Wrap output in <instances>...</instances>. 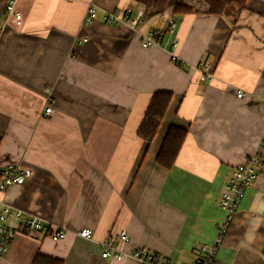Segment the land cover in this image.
<instances>
[{
    "label": "crops",
    "instance_id": "0c3cea01",
    "mask_svg": "<svg viewBox=\"0 0 264 264\" xmlns=\"http://www.w3.org/2000/svg\"><path fill=\"white\" fill-rule=\"evenodd\" d=\"M7 2L0 0V170L20 161L33 174L0 191V200L66 233L54 240L20 228L0 264H33L36 254L62 264H139L100 256L99 242L122 229L125 251L188 264L215 237L221 192L248 156L258 157L259 172L213 264H264V0L232 3L219 15L205 0H168L135 28L102 18L140 10L135 0H14L19 27ZM88 4L97 16L83 24ZM176 5L191 10L174 14ZM170 20L184 67L169 46L140 44ZM200 62L210 66L209 81L199 80ZM158 90L172 97L146 145L137 131ZM48 95L53 112L41 117ZM171 125L187 134L164 168L155 157ZM83 228L92 230L89 239L77 234Z\"/></svg>",
    "mask_w": 264,
    "mask_h": 264
},
{
    "label": "built area",
    "instance_id": "2783aa9c",
    "mask_svg": "<svg viewBox=\"0 0 264 264\" xmlns=\"http://www.w3.org/2000/svg\"><path fill=\"white\" fill-rule=\"evenodd\" d=\"M5 11L8 17H12V23L15 27L22 24L21 14L14 8V0H8ZM143 15L142 8L136 12L131 8L126 10H116L113 12L107 11L102 18L107 23L127 22L130 27L135 28ZM97 16V8L95 5L88 4L84 12L82 23L90 24ZM5 27L4 23H0V32ZM175 31V23L170 21L165 32L150 31L147 35L140 37V44L143 47L151 45H161L165 36H169ZM172 45V43H171ZM170 51V50H169ZM172 60L177 61L180 67H184L185 63L177 59L172 54ZM180 61V62H178ZM198 72L200 81L210 80L212 71L209 64L200 62L195 66ZM241 91L236 92L237 97H241ZM47 98L46 106L42 110L40 116L48 117L52 114V106ZM260 168V162L257 156H248L245 161L233 169L231 176L228 178L224 189L221 192L219 207L223 212L221 221L217 224L215 237L208 242L202 243L196 257L188 264H213L218 248L221 246L225 233L228 230L229 223L233 219L234 214L238 209V205L244 196V191L254 179L257 177ZM33 169L23 166L20 161L14 162L5 166L2 169L0 179V191L5 192L14 184H22L25 180L31 177ZM20 228H26L34 232H43L51 236L54 240L61 239L65 236V227H52L35 215L24 212L15 208L4 200H0V255L5 254L14 235ZM92 230L83 228L77 232L81 238L89 239L92 236ZM129 237L125 230H120L118 234L112 238H106L99 242L100 256L102 258L115 257L121 259L123 257H132L139 264H172L153 252L140 248H133L128 251L123 249L128 243Z\"/></svg>",
    "mask_w": 264,
    "mask_h": 264
},
{
    "label": "trees",
    "instance_id": "16d2710c",
    "mask_svg": "<svg viewBox=\"0 0 264 264\" xmlns=\"http://www.w3.org/2000/svg\"><path fill=\"white\" fill-rule=\"evenodd\" d=\"M208 5V13L221 14L225 7L235 3L243 7L246 0H205ZM135 2L144 9V17L162 14L167 7L168 0H135ZM191 9L185 5H176L173 8V13H185ZM172 92L168 90L155 91L148 103L142 121L138 127L137 134L149 145L154 138L156 131L163 119L164 113L170 103ZM187 134L186 128L171 125L167 128L163 137L159 150L155 157V162L164 168H170L180 150L182 143ZM2 170H0V179ZM33 264H62L60 259L50 258L42 254H36L32 261Z\"/></svg>",
    "mask_w": 264,
    "mask_h": 264
},
{
    "label": "rangeland",
    "instance_id": "374dc122",
    "mask_svg": "<svg viewBox=\"0 0 264 264\" xmlns=\"http://www.w3.org/2000/svg\"><path fill=\"white\" fill-rule=\"evenodd\" d=\"M92 5H94V4H92ZM132 10V9H131ZM142 10H143V15H142V17H141V19H140V21L144 18V9H143V7H142ZM133 11V10H132ZM138 11V10H137ZM110 12H113V11H110ZM139 21V22H140ZM170 21H173V20H170ZM170 21H169V23H170ZM138 22V23H139ZM174 22V21H173ZM138 23L136 24V26L138 25ZM168 23V24H169ZM175 23V22H174ZM167 28H168V26H167ZM167 28L165 29V31L167 30ZM175 28H176V25H175ZM150 31H157V32H160V33H162L161 31H158V30H150ZM149 31V32H150ZM165 31H163V32H165ZM149 32H147L146 33V35L149 33ZM175 36V31L173 32V33H171L169 36H165V38L163 39V42H162V44H163V48L164 49H167V47L169 46L170 47V51L168 50V52L170 53V56H171V59H172V54H174V52H173V49L176 47V45H177V40H176V38L174 37ZM86 39H83L82 41H85ZM171 43H172V45H171ZM168 47V48H169ZM174 56L177 58V56L174 54ZM178 59V58H177ZM173 61V63L175 64V65H177V66H179L178 64H177V61H174V60H172ZM178 62H180V61H178ZM207 81H209V80H207ZM47 98H51V96L50 95H48L47 96ZM243 161H245V160H243ZM242 163V162H241ZM240 163V164H241ZM240 164H238V165H240ZM238 165H236L233 169H235ZM231 176V175H230ZM255 180V179H254ZM253 183V182H252ZM251 183V184H252ZM250 184V185H251ZM249 185V186H250ZM246 188H248V186L246 187ZM2 200H4V199H2ZM5 201V200H4ZM30 214V213H29ZM39 218V217H38ZM41 219V218H40ZM41 220H43V219H41ZM44 222H46L47 224H50L48 221H46V220H43ZM51 226H52V224H51ZM52 227H56V226H52ZM120 231V230H119ZM118 231V232H119ZM43 233V232H42ZM66 233V232H65ZM118 234V233H117ZM62 239V238H61ZM57 240H59V239H57Z\"/></svg>",
    "mask_w": 264,
    "mask_h": 264
}]
</instances>
